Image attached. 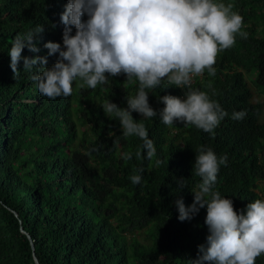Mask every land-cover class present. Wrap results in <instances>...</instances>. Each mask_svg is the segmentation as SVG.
I'll return each instance as SVG.
<instances>
[{
  "label": "trees",
  "instance_id": "16d2710c",
  "mask_svg": "<svg viewBox=\"0 0 264 264\" xmlns=\"http://www.w3.org/2000/svg\"><path fill=\"white\" fill-rule=\"evenodd\" d=\"M217 2L233 5L248 26L247 38L237 36L219 55L213 76L206 70L191 88L161 84L148 98L159 112L160 96L205 91L228 115L213 135L133 112L154 143L149 159L144 141L125 136L102 107L111 100L126 108L138 81L109 76L95 89L77 81L72 95L51 100L39 94L35 69H24L23 57L46 56L49 67L58 59L45 44L63 47L67 0H0V264H193L199 246L207 245L206 206L180 221L175 201L193 203L202 182L193 170L201 147L226 155L213 190L231 199L237 212L264 199V102L253 98L247 82L264 94V0ZM36 26L44 28L35 37L39 51L23 49L16 77L9 49ZM239 111L244 118L232 119ZM128 152L130 160L124 158ZM133 175L142 176L139 184ZM255 264H264V254Z\"/></svg>",
  "mask_w": 264,
  "mask_h": 264
},
{
  "label": "clouds",
  "instance_id": "9594fccd",
  "mask_svg": "<svg viewBox=\"0 0 264 264\" xmlns=\"http://www.w3.org/2000/svg\"><path fill=\"white\" fill-rule=\"evenodd\" d=\"M85 14L86 20L82 19ZM61 23L63 47L57 42L45 44L48 55L58 53L54 64L49 67L46 56L23 57L24 69H35L32 79L39 94L55 100L72 95L77 81L80 88L95 89L107 84L109 76L124 74L128 81L135 79L138 90L127 96L126 108L111 100L102 107L106 116L118 119L125 136L144 141L147 158L156 149L133 112L147 119L159 115L167 126L180 121L213 135L228 115L205 91L191 90L184 98L160 96L164 107L159 112L149 104L148 93L161 84L191 88L206 70L215 74L219 55L234 46L237 36L244 40L248 36V26L232 4L217 0H67ZM43 31V26H36L13 41L9 55L14 76L20 73L23 49L39 51L35 37ZM245 115L244 111L234 112L232 119L241 120ZM196 153L193 170L202 182L193 191V203L186 206L183 198L175 201L180 221L192 219L206 206L207 245L199 246L200 255L193 264H255L264 254V199L237 212L231 199L213 190L221 165H227L226 155L218 157L211 148L203 147ZM135 156L139 159L141 152ZM124 158L132 159V153H125ZM130 179L139 184L142 176ZM178 185H186L182 177Z\"/></svg>",
  "mask_w": 264,
  "mask_h": 264
},
{
  "label": "rangeland",
  "instance_id": "374dc122",
  "mask_svg": "<svg viewBox=\"0 0 264 264\" xmlns=\"http://www.w3.org/2000/svg\"><path fill=\"white\" fill-rule=\"evenodd\" d=\"M250 87L253 89V98L264 102V94L254 89L253 85L249 82Z\"/></svg>",
  "mask_w": 264,
  "mask_h": 264
}]
</instances>
